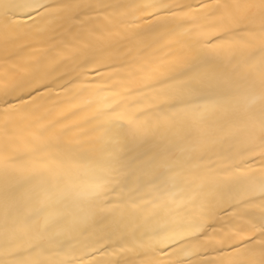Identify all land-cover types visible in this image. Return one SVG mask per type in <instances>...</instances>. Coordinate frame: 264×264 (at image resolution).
Masks as SVG:
<instances>
[{
    "label": "snow or ice",
    "instance_id": "1",
    "mask_svg": "<svg viewBox=\"0 0 264 264\" xmlns=\"http://www.w3.org/2000/svg\"><path fill=\"white\" fill-rule=\"evenodd\" d=\"M0 264H264V0H0Z\"/></svg>",
    "mask_w": 264,
    "mask_h": 264
}]
</instances>
